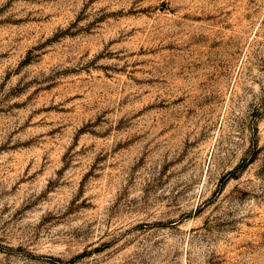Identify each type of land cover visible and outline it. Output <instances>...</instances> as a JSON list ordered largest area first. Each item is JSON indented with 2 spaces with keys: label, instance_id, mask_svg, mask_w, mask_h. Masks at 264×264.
Returning <instances> with one entry per match:
<instances>
[{
  "label": "rangeland",
  "instance_id": "obj_1",
  "mask_svg": "<svg viewBox=\"0 0 264 264\" xmlns=\"http://www.w3.org/2000/svg\"><path fill=\"white\" fill-rule=\"evenodd\" d=\"M0 264H264V0H0Z\"/></svg>",
  "mask_w": 264,
  "mask_h": 264
},
{
  "label": "trees",
  "instance_id": "obj_2",
  "mask_svg": "<svg viewBox=\"0 0 264 264\" xmlns=\"http://www.w3.org/2000/svg\"><path fill=\"white\" fill-rule=\"evenodd\" d=\"M243 165H241V166H239L238 168L236 167L235 169H239V168H241Z\"/></svg>",
  "mask_w": 264,
  "mask_h": 264
}]
</instances>
